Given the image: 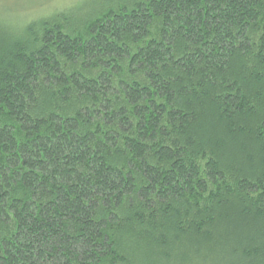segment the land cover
<instances>
[{
    "label": "trees",
    "instance_id": "1",
    "mask_svg": "<svg viewBox=\"0 0 264 264\" xmlns=\"http://www.w3.org/2000/svg\"><path fill=\"white\" fill-rule=\"evenodd\" d=\"M0 0V264H264V0Z\"/></svg>",
    "mask_w": 264,
    "mask_h": 264
},
{
    "label": "rangeland",
    "instance_id": "2",
    "mask_svg": "<svg viewBox=\"0 0 264 264\" xmlns=\"http://www.w3.org/2000/svg\"><path fill=\"white\" fill-rule=\"evenodd\" d=\"M26 1L27 0H8L7 3L4 2V5L8 6L9 5L8 3H11L12 5H9V6H17V5L22 4V3L26 2ZM67 3H68V0H57V1H55V5H53V6L59 5L61 7V6H64V4H67Z\"/></svg>",
    "mask_w": 264,
    "mask_h": 264
}]
</instances>
